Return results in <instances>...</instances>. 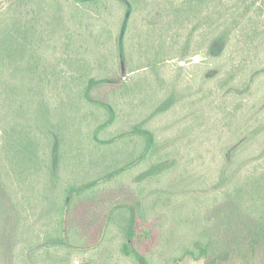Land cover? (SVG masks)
Instances as JSON below:
<instances>
[{
	"label": "rangeland",
	"instance_id": "1",
	"mask_svg": "<svg viewBox=\"0 0 264 264\" xmlns=\"http://www.w3.org/2000/svg\"><path fill=\"white\" fill-rule=\"evenodd\" d=\"M33 1L0 0V15L12 8L33 21L35 42L16 80V103L5 93L0 101V125L10 130L15 117L34 140L19 144L26 158L15 170L12 147L0 157V264H141L123 251L127 205L136 207L133 245L147 264H207V242L242 240L244 212L225 186L264 152V49L251 29L211 54L201 7L176 15L171 0H138L122 64L125 7L117 0H58L48 10ZM254 20L264 26V15ZM89 86L97 102L87 99ZM166 100L168 109L158 111ZM136 126L152 129L157 149L115 173L143 149ZM248 129L261 137L243 142ZM159 163L167 171L143 176ZM71 183L83 191L63 212L56 186Z\"/></svg>",
	"mask_w": 264,
	"mask_h": 264
},
{
	"label": "trees",
	"instance_id": "2",
	"mask_svg": "<svg viewBox=\"0 0 264 264\" xmlns=\"http://www.w3.org/2000/svg\"><path fill=\"white\" fill-rule=\"evenodd\" d=\"M58 0H34V5H44L46 7L52 2ZM85 4L99 6L105 4L109 0H79ZM125 7L124 21L121 28V36L119 43V59L124 64L126 59L125 53V34L128 30L129 22L136 13L138 8V0H117ZM46 5V6H45ZM201 7L202 12H206L204 18L207 23V37L209 38L208 46L211 54L220 55L222 48L233 38V33L239 31L240 28H250L253 33L252 42H261L264 49V26L254 20L255 17L264 15V0H171L170 9L176 15L185 13H194L195 9ZM47 9V7H46ZM12 8L2 12L0 15V101L5 93L8 104L14 106L17 100L16 90L18 86L16 80L21 73V67L24 64L25 57L33 49L34 40L31 38L32 23L31 20H20L12 13ZM48 10V9H47ZM255 12V15L251 13ZM230 11H233L230 13ZM229 14L235 16V20L230 23ZM238 15V16H237ZM244 19V21L242 20ZM31 24V26H30ZM6 41V42H5ZM21 79V77H20ZM90 84L92 85L91 81ZM86 97L91 101L92 98L90 86L86 90ZM97 102V101H96ZM169 100L162 103L158 111H166L169 107ZM13 105V106H12ZM114 113L111 112L108 122H112ZM10 130H6L5 125H0V157L8 147H12L14 154L12 156V170H15L16 163L21 157L26 158V154L19 149V144L32 143L33 137L29 129L24 131V126L15 118H12ZM22 129V131H21ZM21 131V132H20ZM132 133L140 135L144 139V146L141 152L133 159L128 161L115 173H120L127 169H131L143 162L149 160L155 153L158 145L157 137L149 127L136 126ZM22 135V136H21ZM125 134L119 135L121 138ZM243 142H249L253 138H260L261 134L258 130L250 131L249 129L243 134ZM96 137V136H95ZM117 137V138H120ZM21 147V145H20ZM31 150V148H30ZM33 154V153H32ZM30 161L34 158L29 153L27 157ZM233 164V161H232ZM244 166L247 170L244 172L243 179L232 178L229 184L225 186L227 199L231 203L236 204L244 212L247 227L243 230L242 240L232 243L225 247L223 244L217 245L215 241L207 242L201 252L206 256L207 264H229L240 261L242 264L248 263L249 260L261 259L264 262V152L262 155L253 158L252 156L245 160ZM250 167V168H248ZM168 167L164 163L154 164L149 170L144 172L143 176H154L167 171ZM2 180L0 178V184ZM48 185L47 183H45ZM61 195L66 197L63 212L69 208L74 195H79L83 189L76 184L56 186ZM59 196V197H60ZM65 200V199H64ZM120 205L122 203H119ZM127 205L126 203H123ZM131 209V215L127 225V240L123 244V251L127 254H134L141 264H147L145 258L133 245V239L136 234L137 210L134 205H127ZM62 213V210L60 211ZM68 213V211H67ZM65 214V217L67 215ZM66 219V218H65ZM225 249L222 252L221 249ZM224 259L222 260L223 257ZM226 256V257H225Z\"/></svg>",
	"mask_w": 264,
	"mask_h": 264
}]
</instances>
